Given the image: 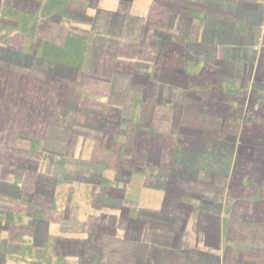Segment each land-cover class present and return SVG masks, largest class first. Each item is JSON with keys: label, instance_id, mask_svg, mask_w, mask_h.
Returning <instances> with one entry per match:
<instances>
[{"label": "crops", "instance_id": "crops-1", "mask_svg": "<svg viewBox=\"0 0 264 264\" xmlns=\"http://www.w3.org/2000/svg\"><path fill=\"white\" fill-rule=\"evenodd\" d=\"M0 199L1 264H264V0H0Z\"/></svg>", "mask_w": 264, "mask_h": 264}, {"label": "trees", "instance_id": "trees-1", "mask_svg": "<svg viewBox=\"0 0 264 264\" xmlns=\"http://www.w3.org/2000/svg\"><path fill=\"white\" fill-rule=\"evenodd\" d=\"M1 200V199H0ZM9 250H12V249H9ZM0 253H4V251H3V247H1V245H0ZM0 264H1V258H0Z\"/></svg>", "mask_w": 264, "mask_h": 264}]
</instances>
